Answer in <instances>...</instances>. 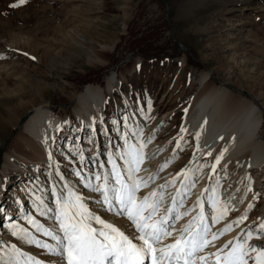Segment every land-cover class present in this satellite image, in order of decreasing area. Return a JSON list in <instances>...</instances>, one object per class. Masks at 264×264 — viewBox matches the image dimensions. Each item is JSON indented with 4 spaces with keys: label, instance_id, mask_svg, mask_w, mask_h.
<instances>
[{
    "label": "rangeland",
    "instance_id": "rangeland-1",
    "mask_svg": "<svg viewBox=\"0 0 264 264\" xmlns=\"http://www.w3.org/2000/svg\"><path fill=\"white\" fill-rule=\"evenodd\" d=\"M207 69L221 83L210 76L203 87L200 79ZM112 72L117 81L105 104L95 110L96 129L119 132L120 154L126 141L143 143L144 154L178 152L168 176L192 170L188 180L180 181L189 197L195 189L191 183L210 163L205 156L189 168L196 139L183 121L197 115L198 109L190 111L189 105L200 93L223 85L230 90L227 105L243 97L258 104L263 120L257 136L264 142V0H0V147L3 152L28 153L19 140L21 128L5 131V119L21 118L34 106L47 103L58 118L69 117L53 135L52 166L50 161L40 166L18 161L19 167L2 177L1 198L16 217L11 225L28 230L26 236L13 237L35 241L33 233L43 232L27 218L44 226L37 190L43 184L52 190L49 170L59 178L61 170L77 174L79 181H85L87 170L91 176L105 174V142L95 143L88 121L74 114L72 100L87 85H105ZM232 87L250 95H237ZM225 169L209 176L215 186L210 196L227 203L225 224L247 216L233 224L228 241L242 239L251 229L250 243L258 244L264 241L255 239L264 223V169L251 172L250 198L242 208L224 197ZM229 169L236 173L242 168L232 163ZM13 230L10 226L11 234ZM11 246V241L0 243V264L5 254L16 257L14 249L8 250Z\"/></svg>",
    "mask_w": 264,
    "mask_h": 264
},
{
    "label": "bare ground",
    "instance_id": "bare-ground-1",
    "mask_svg": "<svg viewBox=\"0 0 264 264\" xmlns=\"http://www.w3.org/2000/svg\"><path fill=\"white\" fill-rule=\"evenodd\" d=\"M138 61L139 59H136V62ZM133 69L134 68L131 70ZM205 70L202 72L200 79L201 84H204L202 85L203 87L209 85L208 81H210L211 77L216 82L220 81L213 76L212 73L208 72L209 69H207V71ZM116 79V73L112 72L106 76L105 85H87L82 91L74 93L72 100L74 103V114L88 121V127L94 136L95 143L97 140H99L98 142H105V144L103 143V145H105V165L103 166V171L105 174H109L110 185L115 183L111 175L112 161H115L118 165V169L125 174L126 178L128 164L125 159H121V157L125 156L127 148L123 153H117L119 151L117 145L120 142V134L117 130L108 129L106 131L104 128L100 130L96 129L98 127L95 119V110L99 106L105 104L107 98L106 93L114 89L115 82L117 81ZM123 79H125L124 76ZM210 84H212V82ZM226 85L228 86V84ZM212 86L213 85L200 93L190 103V111L194 112V109H198L197 115L194 118L188 116L183 121L184 129L196 139V149L190 161L189 168L205 156L207 160L210 161L209 164L207 163L208 165L205 172L197 176L194 186L195 189L192 191L191 195L186 197L184 186L180 183L182 178H184L183 176L177 177L175 184L169 183V181L173 179L172 175L168 176L169 169L179 158V153L176 151L169 152L164 156H158L157 154L153 155L154 152L149 153L150 150H148V152L144 154V160L140 165V171L136 173L137 177L148 180V186L146 188L142 187L137 193L138 196H144L156 190L157 192H162L164 195L160 211L161 215L166 212L167 208H175L170 214L173 217V219L170 220V224L175 227L177 232L200 211V209L195 206L198 197L204 203L205 213L211 214L210 198L213 197L210 196V193L215 189V186L213 183H210L211 179L209 180V176L213 175V169L211 167L213 164H216V170L222 166L228 169L229 175H226L228 179L226 178L223 182V194L224 197L230 199L234 205L240 206L241 208L248 203L250 198L248 182L251 172L257 173L258 170L264 169V142L259 140L257 136L263 120L259 105L245 97H243L241 101L238 97L239 103L227 105L228 103H225V96L230 90L223 85ZM233 88L235 94L241 95V92L244 94L240 88ZM248 95L250 94L248 93ZM22 117L25 118L19 125ZM22 117L18 119H5V131L12 128L13 130L21 128L19 140L23 141L22 143L26 147L28 153L23 155L24 152L19 153L18 150L12 152L5 151L0 158V201L1 203H8V212L11 213L14 220L16 217L11 204L7 202V200L5 201L1 198L3 187L2 177L10 170L18 168V161L34 166H40V163H49L50 161L52 166V162H56L55 152L52 146L53 135H55L59 128L64 126V123L69 120L68 116L58 118L47 103L34 106ZM6 125H8L7 128ZM2 142L3 139L0 138L1 145L4 144ZM114 149H116V151ZM225 149H227V151H225ZM209 153L211 154L209 155ZM221 153H223V157L217 164L216 157L220 156ZM232 163H236L238 168L242 169L236 173L231 172L232 170L229 168ZM61 173L62 176L59 178L55 175L54 170H49L48 178L51 182L50 185H52V190L48 189L45 184H43L42 187L38 186L39 189L37 191L40 196H38L40 198L38 201L40 208L38 209L40 212L39 216L44 225L43 228H47L62 235V233L59 232V222L55 219L57 208L56 200L58 197L61 199L67 198L69 193H73L82 196L83 202L91 212L101 216L107 222L116 225L130 236L134 233V228L131 226V222L127 217L124 215H117L119 209L118 206H115V202L113 210L109 211V206L103 203L101 194L93 191L92 187L87 186L90 184L98 185L102 183L97 181L95 176H91V172L88 170L86 171L85 181H79L75 176L77 174L68 176L62 170ZM150 177L151 179H149ZM18 181L17 184L19 185L22 180ZM162 185L165 187L161 188ZM205 189H208V191H204ZM202 193L203 195H201ZM109 195H112L111 191ZM172 197H176L175 205H173ZM49 209H52V211H49ZM187 209L191 210L189 215L183 216L180 220L174 219L177 212H183ZM23 213L24 211L22 209L18 210L20 217L23 216ZM41 213L45 214L42 215ZM8 214H6V216H4V213L0 214V243L11 241L15 246L16 257H12L9 253L5 254V259H2L3 264H36L37 261H39L40 264H66V259L60 253L50 252L48 249L41 246L43 243L52 246L57 245V242L53 240L52 237L45 236L43 232L33 233L34 240H38L40 242L39 244L29 242L25 237H13L9 231L13 222L6 219ZM224 219L215 224L209 219L207 222L211 226V231L219 234L226 225ZM227 221L229 220L227 219ZM92 223L94 227H100L96 225L94 221H92ZM175 235L176 233L174 232L173 237L167 238L165 243H172ZM209 239H211V236H209ZM228 240L229 235L225 232L223 235H219L217 240L210 243L204 251L198 255L214 253L218 248H221L227 243ZM11 248L14 249L13 246H11L8 250L11 251ZM48 253H50V255Z\"/></svg>",
    "mask_w": 264,
    "mask_h": 264
},
{
    "label": "snow or ice",
    "instance_id": "snow-or-ice-1",
    "mask_svg": "<svg viewBox=\"0 0 264 264\" xmlns=\"http://www.w3.org/2000/svg\"><path fill=\"white\" fill-rule=\"evenodd\" d=\"M22 4L24 0H19ZM13 7L19 5H12ZM182 131H184L182 129ZM138 132L137 135H140ZM127 150L125 159L128 164L125 174L118 169L115 161H112L111 175L115 181L109 184V174H94L97 181H103L98 185H87L93 191L100 193L104 204L108 210L112 211L118 206L117 215H124L131 222L134 233L130 236L116 225L107 222L101 216L91 212L83 202L79 194L69 193L67 198H57L55 219L59 222V232L57 234L43 226L33 217H28V222L38 231L43 230L45 236L52 237L57 242L56 246L47 243L41 244L43 248L50 252L60 253L66 264H249V260H254V264H264V241L252 244L254 238L253 230L249 229L242 239L228 241L216 252L207 255H198L204 249L223 235L232 230L233 224H240L247 219L244 215L232 223L226 224L219 234L211 231V226L207 222L219 223L227 216L229 207L222 202L217 195L211 199V214L204 211V203L198 197L195 206L200 209L197 215L193 216L177 232L170 224L173 217L170 215L175 208H167L164 214H160L164 195L162 192L153 190L147 195L138 196L139 190L148 186V180L137 177L140 165L144 160L143 143L137 146L126 141ZM227 151V149H225ZM211 153H209L210 155ZM223 153L216 157L218 164ZM215 171L216 164L212 166ZM192 170H182L177 173L169 183L175 184L177 177L183 176L189 179ZM151 179V177L149 178ZM182 184L184 181L181 182ZM195 182L191 183V187ZM165 187L164 185L161 188ZM111 191L112 195H109ZM179 191V190H178ZM204 191H208L205 189ZM187 194V191L185 192ZM203 195V193L201 194ZM173 205L176 204V197H172ZM182 206V201H181ZM251 207V205H250ZM52 211V209H49ZM191 210L177 212L174 219L180 220L183 216L189 215ZM42 215L45 213H41ZM92 221L100 227H94ZM14 229L12 235H28V230L11 225ZM172 243H165L169 237H173ZM211 236V239H209ZM264 237V223L259 225V230L255 234L256 240ZM29 242H40L29 240ZM231 245V247H229ZM15 250V246H13ZM31 259V258H30ZM36 264H40L39 261Z\"/></svg>",
    "mask_w": 264,
    "mask_h": 264
},
{
    "label": "water",
    "instance_id": "water-1",
    "mask_svg": "<svg viewBox=\"0 0 264 264\" xmlns=\"http://www.w3.org/2000/svg\"><path fill=\"white\" fill-rule=\"evenodd\" d=\"M178 44H179V46H180V48H186L183 44H180L179 42H178ZM233 88V87H232ZM243 93L244 94H248V92H245V91H243ZM24 118L25 117H22V119L20 120V122H19V125L22 123V121L24 120ZM2 154H3V148H0V158H1V156H2Z\"/></svg>",
    "mask_w": 264,
    "mask_h": 264
}]
</instances>
